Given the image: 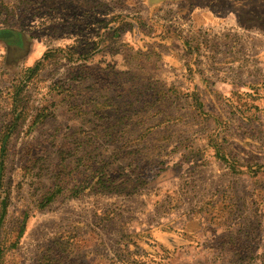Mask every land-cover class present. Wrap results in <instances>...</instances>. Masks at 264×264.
Segmentation results:
<instances>
[{
	"label": "rangeland",
	"instance_id": "1",
	"mask_svg": "<svg viewBox=\"0 0 264 264\" xmlns=\"http://www.w3.org/2000/svg\"><path fill=\"white\" fill-rule=\"evenodd\" d=\"M0 5V264H264V0Z\"/></svg>",
	"mask_w": 264,
	"mask_h": 264
},
{
	"label": "trees",
	"instance_id": "2",
	"mask_svg": "<svg viewBox=\"0 0 264 264\" xmlns=\"http://www.w3.org/2000/svg\"><path fill=\"white\" fill-rule=\"evenodd\" d=\"M1 10L2 9L0 5V11ZM0 40L4 41L8 46L17 47V46H21L24 37L21 31L8 28V29H0Z\"/></svg>",
	"mask_w": 264,
	"mask_h": 264
}]
</instances>
